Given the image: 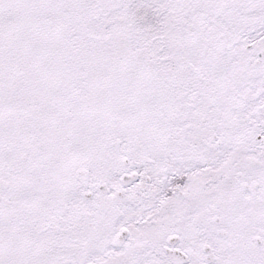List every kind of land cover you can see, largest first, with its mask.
<instances>
[{"label":"snow or ice","instance_id":"obj_1","mask_svg":"<svg viewBox=\"0 0 264 264\" xmlns=\"http://www.w3.org/2000/svg\"><path fill=\"white\" fill-rule=\"evenodd\" d=\"M0 264H264V0H0Z\"/></svg>","mask_w":264,"mask_h":264}]
</instances>
